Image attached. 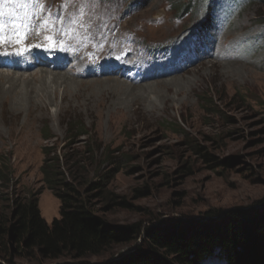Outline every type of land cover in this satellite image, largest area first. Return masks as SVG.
Wrapping results in <instances>:
<instances>
[{
	"label": "rangeland",
	"instance_id": "obj_1",
	"mask_svg": "<svg viewBox=\"0 0 264 264\" xmlns=\"http://www.w3.org/2000/svg\"><path fill=\"white\" fill-rule=\"evenodd\" d=\"M30 1L0 0V9L27 10ZM38 2L51 15V31H64L74 21L94 41L98 30L113 26L120 16L124 29L134 32L131 44L139 55L130 54L131 60L140 62L138 68L120 71L135 81L147 80L132 85L120 78L72 77L65 70L84 69L71 59L61 67L67 75L61 80L53 77L61 71L16 72L7 69L11 61L1 62L0 76L21 79V92L30 84L42 90L44 83L57 90L50 89L49 104L22 110L12 108L8 95H2L0 164L9 169V181H0V217L11 216L13 200L34 193H39L41 215L49 224L60 217V201L44 186L40 171L43 149L53 147L83 160L89 182L99 181L100 167V172L110 173L104 194L127 204L108 207L100 197L95 201L113 223L136 225L142 237L131 234L128 242L100 256H36L17 264L115 261L134 252L147 230L203 220L208 212L264 206V0ZM7 34L10 47H29L17 30ZM103 34L104 40L110 37ZM174 69H184L174 73L177 81L152 77ZM70 79L75 82H63ZM0 80L3 85L7 78ZM120 84L136 90L123 91ZM42 93L34 96L40 99ZM76 124L85 125V136L73 130ZM8 242L9 235L2 234L0 243L9 247ZM204 264L225 263L212 258Z\"/></svg>",
	"mask_w": 264,
	"mask_h": 264
},
{
	"label": "trees",
	"instance_id": "obj_2",
	"mask_svg": "<svg viewBox=\"0 0 264 264\" xmlns=\"http://www.w3.org/2000/svg\"><path fill=\"white\" fill-rule=\"evenodd\" d=\"M84 128V124H76L73 130L85 136ZM45 139L52 137L46 135ZM43 151L42 181L60 201V217L51 224L42 217L39 193L13 200L11 216L0 217V237L9 235V247L0 243V264H17V260L36 256L51 260L64 256L85 259L128 242L131 234L142 237L136 225L113 223L107 210L95 201L100 197L108 207L127 204L116 201L110 193L104 194L105 185L111 180L109 172H100V167L97 169L100 179L92 183L83 172V160L70 158L53 147H45ZM204 158L210 160L207 154ZM2 166L0 181L6 183L9 169ZM96 190L99 192L92 194ZM146 235L131 254L102 264H204L212 258L225 264H264V206L225 214L208 212L203 220L147 230Z\"/></svg>",
	"mask_w": 264,
	"mask_h": 264
},
{
	"label": "bare ground",
	"instance_id": "obj_3",
	"mask_svg": "<svg viewBox=\"0 0 264 264\" xmlns=\"http://www.w3.org/2000/svg\"><path fill=\"white\" fill-rule=\"evenodd\" d=\"M38 3H39L38 0H31L30 3L27 4L28 5L27 10L17 9V8L13 10H7L5 8L0 9V13L3 14L2 16H0V23H2L3 25V31L2 33H0V35L3 36L4 41L8 36L7 34L8 32L17 30L18 33H20L21 35L23 34L26 40L29 42V47L21 51H18V48L10 47L7 41H5V43L3 44H0V53H4V52L9 53V55L0 54V63L2 62L4 65V61L6 60L12 62L11 63L12 65L7 69H13L16 72H24V73L32 72V71L36 72V70H38V72H42V73L44 72L46 74L48 73L52 74L50 71H61V72H56V77L53 76L54 79H58V80H61L64 76L67 75L72 77L73 76L77 77L75 75H78V77L92 78V79L101 78V77L120 78L124 81V83H130L132 85H136V83L138 82L147 80L146 77H142L141 79H137L135 81L134 79L126 76L124 71H120V69L125 67L138 68L140 66L139 61L134 62L131 60L130 57V54L139 55L138 51L131 44V35L134 32L129 29H124L125 26L121 24L120 16H118L117 21L114 20L115 22L114 21L112 22L113 26L109 25L108 27H104L105 29L101 28L102 30H98L96 32V40L94 41L82 29H80V24H78L77 22L74 23V21L71 22L69 21L68 28L65 29L64 31H56V30L51 31V28H53L54 26V25L49 26L52 20L51 15L47 13V10L40 9L38 7ZM45 19H48L49 21L48 26H43V21ZM106 32L110 34V37L107 40H104L105 36L103 33ZM35 37L38 38L37 41H34ZM46 37H50V40L46 39ZM89 40H92L93 42ZM21 54L22 56L20 57L19 55ZM216 57H218V59L221 60V57L219 55H216ZM70 59L72 60V62H75V65L77 67H82L84 70L78 71L77 69L74 68V66H71L73 67L71 70H65L64 72L63 71L64 69H62L61 67H63L66 64V62H68V60ZM125 62H127L128 65H125ZM182 71H184V69L163 71L161 74L152 77L157 79V78H165L167 76H171V77H167L170 79L169 81H177V78L175 79L173 75L175 72L179 74ZM62 72H64L67 75L63 74ZM2 75L3 76L0 77L1 78L6 77L7 81H5L3 85L2 84L0 85L1 87L0 100H3L2 95L7 94L8 95L7 100L11 101L13 106L12 108H17L16 110H20V109L22 110L23 107H29L31 105L37 107L38 105L40 106L41 102H48L47 104H49L50 89L57 90V88H54L53 85L51 86L48 83H44V85L41 86L42 90L38 88L34 89L33 84H30L31 88L21 92L20 89L18 88L21 79L19 78L16 79L14 77L15 75H13L12 77L11 75H5V74ZM25 79L26 78H24V80ZM63 82L70 84L75 81L73 79H70V80H65ZM120 85L121 87H124L125 90L123 91L130 89L136 90L135 88H131L126 84H123V86L122 84ZM38 91H40V93L45 92L42 93L43 95L40 99H37L34 96L35 93H37ZM32 109L33 107L30 108V110Z\"/></svg>",
	"mask_w": 264,
	"mask_h": 264
},
{
	"label": "snow or ice",
	"instance_id": "obj_4",
	"mask_svg": "<svg viewBox=\"0 0 264 264\" xmlns=\"http://www.w3.org/2000/svg\"><path fill=\"white\" fill-rule=\"evenodd\" d=\"M40 8L43 9V8H44V5H43V4H40ZM2 15H3V14L0 13V16H2ZM48 25H49V21H48V19H45V20L43 21V26H48ZM2 31H3V25H2V23H0V33H2ZM46 39H49V40H50V37H46ZM3 43H5V41H4V39H3V36L0 35V44H3ZM16 43H20V41L17 40ZM0 54H3V55H9V53H7V52L0 53ZM18 54H19V53H18Z\"/></svg>",
	"mask_w": 264,
	"mask_h": 264
}]
</instances>
